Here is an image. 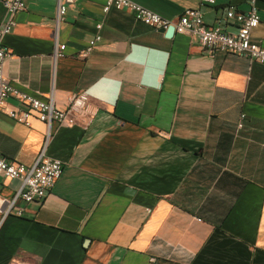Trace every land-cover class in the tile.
<instances>
[{"label": "crops", "instance_id": "crops-1", "mask_svg": "<svg viewBox=\"0 0 264 264\" xmlns=\"http://www.w3.org/2000/svg\"><path fill=\"white\" fill-rule=\"evenodd\" d=\"M132 1L169 19L200 10L227 33L237 30L228 8H250ZM105 2L75 0L56 22V0H28L0 39L13 86L51 95L58 109L87 90L97 107L85 128L81 116L48 126L32 115L25 125L0 111L1 155L63 163L44 200L17 199L9 215L20 182L0 175V264H264V63L207 52L126 9L103 12ZM256 7L251 41L264 47V0ZM5 18L0 0V26Z\"/></svg>", "mask_w": 264, "mask_h": 264}, {"label": "built area", "instance_id": "built-area-1", "mask_svg": "<svg viewBox=\"0 0 264 264\" xmlns=\"http://www.w3.org/2000/svg\"><path fill=\"white\" fill-rule=\"evenodd\" d=\"M6 11V18L0 26V39L12 32L14 29L15 15L26 8L28 0H1ZM75 0H56L57 14L55 21L59 22L66 10L67 5ZM205 5L212 6L218 0H200ZM231 2L232 0H222ZM250 8L246 12L235 10L229 7L226 12L225 21L234 22L237 26L235 33H227L223 30L222 24L217 22L214 25H207L200 10L186 9L175 19L165 18L156 12L143 7L132 0H106L102 10L107 12L110 8L126 9L130 11L137 21L150 27L168 30L173 28L175 33H187L197 38L201 47L207 52L222 51L225 53L244 56L251 61L264 63V47L251 41V30L260 22L259 13L256 7V0H248ZM98 28L101 27L99 23ZM100 39L96 35L89 44L78 53L81 58L89 55L95 43ZM64 45H57L53 50V57L63 55ZM11 52L1 43L0 40V111L8 117L29 125V118L33 115L38 120L50 126L52 123L59 125H73L81 116L82 127H87L94 117L97 107L91 104L87 90H80L67 98V105L64 109H58L54 105L52 96L37 97L24 92L12 85L5 76L4 64ZM11 101H14L12 103ZM244 115H241L243 119ZM242 122L238 123V127ZM63 172V163L57 159L39 158L34 164L28 166L20 162L9 160L0 154V175L17 179L20 185L13 197L8 202L5 215L14 210V202L22 199L25 202H40L45 199L54 184ZM15 214L20 215L17 211ZM23 264H31L24 262Z\"/></svg>", "mask_w": 264, "mask_h": 264}, {"label": "water", "instance_id": "water-1", "mask_svg": "<svg viewBox=\"0 0 264 264\" xmlns=\"http://www.w3.org/2000/svg\"><path fill=\"white\" fill-rule=\"evenodd\" d=\"M167 31H168V33L174 32L173 28H169Z\"/></svg>", "mask_w": 264, "mask_h": 264}]
</instances>
